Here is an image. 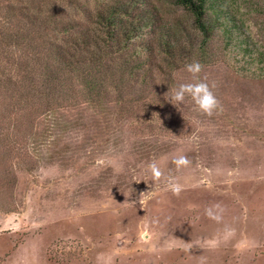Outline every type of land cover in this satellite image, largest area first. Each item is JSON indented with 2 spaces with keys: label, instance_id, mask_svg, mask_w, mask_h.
I'll return each instance as SVG.
<instances>
[{
  "label": "rangeland",
  "instance_id": "1",
  "mask_svg": "<svg viewBox=\"0 0 264 264\" xmlns=\"http://www.w3.org/2000/svg\"><path fill=\"white\" fill-rule=\"evenodd\" d=\"M207 61L211 116L171 104L186 68L155 71L165 106L148 94L133 119L113 89L99 107L77 88L49 114L0 94V264H264V81L232 71L219 38Z\"/></svg>",
  "mask_w": 264,
  "mask_h": 264
},
{
  "label": "trees",
  "instance_id": "2",
  "mask_svg": "<svg viewBox=\"0 0 264 264\" xmlns=\"http://www.w3.org/2000/svg\"><path fill=\"white\" fill-rule=\"evenodd\" d=\"M218 38L232 71L264 81V0H0V94L49 114L77 88L99 107L113 89L133 119L148 94L165 106L155 71L206 68Z\"/></svg>",
  "mask_w": 264,
  "mask_h": 264
},
{
  "label": "clouds",
  "instance_id": "3",
  "mask_svg": "<svg viewBox=\"0 0 264 264\" xmlns=\"http://www.w3.org/2000/svg\"><path fill=\"white\" fill-rule=\"evenodd\" d=\"M185 67L186 70L195 78V82L183 83L176 87L173 90L171 96V104L174 105L183 103L186 97H189L195 108L200 113L208 116L213 115L219 107V102L208 83L199 79L198 74L202 71L203 66L199 62L193 61L192 63L187 64ZM96 163L98 166H109L113 162L101 158L98 159ZM174 163L180 167L188 165L190 161L187 159V157L180 156L174 161ZM148 170L150 171L153 179H158L162 175L158 163L155 160L148 165ZM174 190L178 192L179 186H175ZM223 211L224 210L220 208L219 205H217L215 206V210L211 208L206 209V215H208L209 218L213 220L220 221L222 219Z\"/></svg>",
  "mask_w": 264,
  "mask_h": 264
}]
</instances>
